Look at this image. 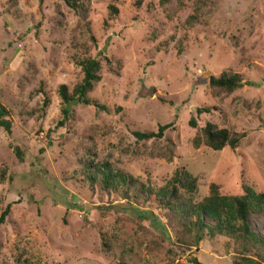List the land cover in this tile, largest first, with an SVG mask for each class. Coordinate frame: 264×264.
Segmentation results:
<instances>
[{
  "label": "rangeland",
  "instance_id": "374dc122",
  "mask_svg": "<svg viewBox=\"0 0 264 264\" xmlns=\"http://www.w3.org/2000/svg\"><path fill=\"white\" fill-rule=\"evenodd\" d=\"M114 1L88 0L85 17L97 41L88 42L91 52L111 62H102L89 95L109 112L72 103L69 119L58 126L57 87L71 88L81 78L72 58L87 42L83 20L62 0H0V103L12 123L10 134L0 127V170L6 171L0 212L11 204L0 227V264H192L193 257L232 264L231 241L205 239L195 250L192 235L159 207L154 191L145 195L147 203L107 194L80 170L92 156L160 186L184 167L198 178L196 201L211 182L223 194L240 193L242 181L264 192V0H205L193 28L184 21L195 0H118L117 18L105 26ZM222 71L256 85L213 93L204 73ZM196 107L210 111L197 116ZM191 116L196 128L189 126ZM207 121L244 137L235 148L195 149L191 138ZM168 122L172 162L156 155L161 140L133 135ZM106 235L113 238L110 249L102 245Z\"/></svg>",
  "mask_w": 264,
  "mask_h": 264
},
{
  "label": "trees",
  "instance_id": "16d2710c",
  "mask_svg": "<svg viewBox=\"0 0 264 264\" xmlns=\"http://www.w3.org/2000/svg\"><path fill=\"white\" fill-rule=\"evenodd\" d=\"M88 0H62L64 5L71 9L82 20V27L87 37V42L80 45L77 54L73 55L74 63L81 71L80 80L76 81L71 88L66 84L57 87V95L60 99L61 119L58 126H64L70 117L69 104L78 103L93 106L97 110L109 112L108 107L96 99L90 97L94 86L100 81L102 62L110 65V59L102 55L101 51L91 52V42L96 46L97 41L90 27L89 21L85 19L88 7ZM114 2L107 5V17L103 21L108 26V21L115 20L118 16V7ZM139 4V1L137 2ZM206 5L205 0H195L193 12L185 18L184 25L193 28L201 21V10ZM207 77L208 86L213 93H231L244 85H256L254 82L245 80L238 72L222 71L218 75L204 73ZM42 92V87L38 88ZM49 99L44 97L41 110L48 106ZM208 107H196L194 112L197 116L209 112ZM8 111L0 103V127L11 133L12 123L7 118ZM189 126L197 127L195 117L188 120ZM173 126L172 122L158 124L156 130L134 131L133 135L138 141H162V147L156 151V155L172 162L174 152L172 142L166 138L165 132ZM242 131H232L224 126H218L213 122H205L198 128L196 134L191 138V145L197 149L200 146L208 147L214 151H220L224 147L235 148L244 137ZM17 158L21 161L22 154L17 146L13 147ZM87 161L81 167V177L88 183L96 186L98 190L108 193H117L125 199L132 196L136 202L147 203L145 195L155 192L154 201L164 210L169 211L177 217L183 230L192 235L193 243L197 245L207 240L223 237L234 244L231 254L232 264H264V192H257L247 182H241V192L236 194H223L219 184L211 182L208 185V193L201 200L196 201L194 195L198 191V178L188 172L184 167L176 168L172 175L160 186L154 185L151 180L146 182L139 177L131 175L122 167L116 166L106 160H98L92 156H86ZM6 171L0 170V184L6 179ZM8 180L12 177L8 175ZM132 193V194H130ZM11 204L8 203L0 212V227L7 221ZM146 213V212H142ZM261 218L257 221L256 218ZM156 221V220H155ZM154 221V223H155ZM112 235L102 238V245L110 249ZM185 250L189 251L191 245L184 239H176ZM228 245V244H227ZM192 264H202L193 257ZM1 264H9L2 262ZM17 264H21L18 262ZM113 264H128L120 259Z\"/></svg>",
  "mask_w": 264,
  "mask_h": 264
}]
</instances>
